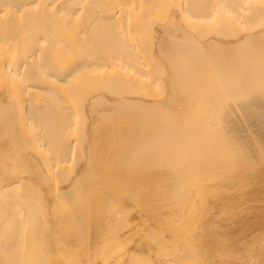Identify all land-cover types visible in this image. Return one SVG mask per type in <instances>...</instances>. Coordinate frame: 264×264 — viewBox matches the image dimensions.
<instances>
[{
  "label": "bare ground",
  "instance_id": "bare-ground-1",
  "mask_svg": "<svg viewBox=\"0 0 264 264\" xmlns=\"http://www.w3.org/2000/svg\"><path fill=\"white\" fill-rule=\"evenodd\" d=\"M0 264H264V0H0Z\"/></svg>",
  "mask_w": 264,
  "mask_h": 264
},
{
  "label": "rangeland",
  "instance_id": "rangeland-1",
  "mask_svg": "<svg viewBox=\"0 0 264 264\" xmlns=\"http://www.w3.org/2000/svg\"><path fill=\"white\" fill-rule=\"evenodd\" d=\"M239 95L237 98L241 101L240 105L244 104L243 100H246L245 98H248V95L246 94V88H238ZM245 91V92H244ZM126 171V170H124ZM121 181L118 183H114L111 189V193L106 195V198L104 200L105 206L108 207V210L110 213H114L116 210L119 211L118 219L120 220V223L113 226V231L111 232V236L109 237V240L105 242V245L116 242L119 237L122 235L125 236H136L140 233H143L146 229L143 227V225L138 220H134L132 224L127 223V216L129 213L136 211L140 209L139 201L142 200V195L138 193V185L137 182L134 180V183L131 185H128L126 187L119 188L118 184H123L124 180H131L129 179L130 176H123L118 177ZM133 191L132 193H135L136 195L129 193ZM131 201H135L137 203L131 204ZM128 204V205H125ZM125 218V222H124Z\"/></svg>",
  "mask_w": 264,
  "mask_h": 264
}]
</instances>
